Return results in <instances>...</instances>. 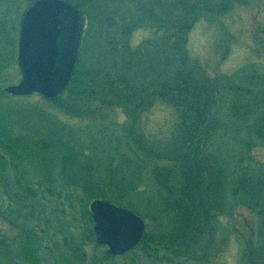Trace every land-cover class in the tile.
<instances>
[{
  "label": "rangeland",
  "instance_id": "374dc122",
  "mask_svg": "<svg viewBox=\"0 0 264 264\" xmlns=\"http://www.w3.org/2000/svg\"><path fill=\"white\" fill-rule=\"evenodd\" d=\"M14 1L13 4L0 2V18L8 15L0 28L6 32L5 41H13L8 48L0 41V92L5 86L19 82L22 76L17 60L20 22L24 10L33 0ZM144 2L137 0L133 10L144 8ZM192 7L193 16L185 23L189 25L185 34V53L180 57L189 69L195 62L203 65V76L211 80L209 104L207 108L204 105L205 118L198 119L196 114L190 116L189 112L187 115L186 108L179 112L175 104L163 101L161 94L146 96L153 92V78L159 68L148 67L144 58L156 51L166 55L162 45L166 37L164 30L159 29L165 27V22L151 21L145 16L142 21H136L135 31L129 36L130 48L137 51L135 60L140 62L136 64L137 68L133 65L135 78L130 71L126 73L119 66L116 68V64L111 67L119 80L127 75L128 84L134 89L138 86L140 98L137 101H128L118 107L116 100L113 99V104L112 99L103 97V93L100 94L105 88L103 77H100L101 84L94 83L93 89L99 97L96 100L85 98L84 115L70 112L71 103L66 106L63 102L53 103L37 93L21 99L25 106L42 108L53 120L65 126L62 130L64 139L73 136L78 150L87 154L95 166L93 172L99 181L96 185L99 192L107 197L116 195L120 206L143 214L154 235L150 245L129 256L113 258L108 253V246L96 240L90 192L81 190L79 182L59 175V162L52 165L56 185L50 186L49 180L41 178L43 173L36 170L34 162H27V168H17L13 158L0 149L5 160L4 171H0V264H258L259 260L253 258L251 252L253 246H258V237L247 240V209L243 207V195L234 196L231 191V181L243 177L245 164H254L253 167L258 168L264 162V146L262 140H256L258 147L253 148L254 154L250 157L253 162L248 157L243 160V142L248 137L243 133L245 116L243 120V111L242 116H236L233 110L234 101L241 96L234 97L236 91L232 88L241 83L243 69L255 66L264 75V0H192ZM105 53L103 45L97 41L85 61L86 64L94 63L96 68L89 65L91 72L98 70L97 65ZM155 57L152 58L154 67L159 64ZM119 58L121 55L113 57ZM228 75L232 77V83L225 82ZM216 81H221V86ZM5 94L8 97H2L3 102H16L13 96ZM198 99L193 100L201 104ZM86 110L88 113L93 111V116ZM194 126L195 132L192 131ZM63 135L61 132V138ZM180 135L185 137L178 141ZM55 149L50 148L49 152L53 153ZM172 155L175 162L168 160L173 158ZM48 156L49 159H60L55 152ZM186 157L201 159V165L207 170L206 176L222 178L226 184L223 200H231L215 212L214 228L217 230L212 244L204 240L194 244L197 255H188L189 248L179 249L172 255L167 251L168 246L163 247L158 240L174 237L175 228L170 223L175 221L171 213L175 209L170 208L167 216L164 199L168 194L163 192L162 207L157 184L163 186L162 182L168 181L169 190L177 186L180 193L185 185L183 162ZM111 161L115 168H109ZM189 166L197 168L195 161ZM167 170L171 171L170 177L166 175ZM114 176L118 178L119 189L108 186ZM125 187L129 188V194L122 190ZM233 200L237 204L235 207L231 204Z\"/></svg>",
  "mask_w": 264,
  "mask_h": 264
},
{
  "label": "trees",
  "instance_id": "16d2710c",
  "mask_svg": "<svg viewBox=\"0 0 264 264\" xmlns=\"http://www.w3.org/2000/svg\"><path fill=\"white\" fill-rule=\"evenodd\" d=\"M2 1H9L11 2L10 4L16 2L14 0H0V2ZM68 1L74 3L80 9L84 21L77 66L67 90L62 95L52 100L40 95L41 98L53 103L62 104L63 102L65 106L71 103L69 105L72 109L70 112L84 115V100L85 98L96 100L99 97L96 95V89L93 88L95 87L94 83L97 86L101 84L100 77H103L104 79H102L106 81L105 88L103 89L101 85L99 86L103 89L100 93H103V97H107L108 100L112 99V103L113 99L116 100L115 105L118 107L128 101H137L140 98L138 97L140 94L138 86L135 85L137 89H134V86L128 84L127 75L119 80L111 67H115L116 64V68L119 66L126 73L130 71L133 78H135L136 69L134 66L137 68L136 64L138 65L140 62L135 60L138 55L136 49L130 48L129 36L135 31L136 21H142L145 16L146 19L151 21L163 20L165 27L160 26L161 28L159 29L164 30L166 37L162 40V45H165H163V48H165L166 55L157 51L153 54L159 60L158 66L154 67L152 64V58H154L152 54H147L144 58L148 67L152 69L159 68L156 77L153 78V92L146 93V96L149 98L161 94L163 101L175 104L179 112L181 109L186 108V114L189 112L190 116L196 114L198 119L205 118V109L209 104V95H211V80L204 77L205 75L203 76V65L195 62L193 68L189 69L180 57L185 53L183 48L186 42V32L189 29V25L185 23L193 16L192 0H139L140 2L145 1V7L143 8L142 6L139 11L133 10L137 0ZM158 7L159 10L157 11ZM161 9L164 10L162 13L160 12ZM7 18V14L0 18V26L4 24L3 21H6ZM6 36L4 28H0V41L5 42L4 48H8L9 45L13 44V41H5ZM97 41H100L103 45L107 55L105 53L103 56L104 59L106 56L105 61L103 59L98 63V70L91 72L89 65L91 68H96L94 63L89 61L90 63L86 64L85 61L93 51L94 44ZM144 49H141V51ZM11 54L13 57L11 60L14 61L15 57L12 50L10 51ZM120 55L121 58L119 60L113 59V57ZM162 59L164 60L162 61ZM132 66L133 68L130 70ZM255 68L254 66L250 69H243L241 83L232 88L236 91L234 97L241 96L240 99L238 98L237 101H234L233 110L237 113L236 116H242L240 113L243 111V120L245 116L243 133L247 134L248 137L243 142L245 149L243 151V160L248 157L251 162H253L250 159L254 154L253 148L258 147L259 144L256 140H262V146H264V75ZM87 69L90 71L89 74ZM225 82L232 83V77L230 75L226 76ZM217 83H219V86L222 84L221 81ZM206 85L207 88H205ZM0 93V149L13 158L17 168H27L25 167L27 162H34L36 170L43 173L41 178L43 176L44 179L49 180L50 186H55L56 180L53 175L55 167H52V165L59 162V175L68 176L72 182H79L80 186L78 187L85 193L90 192L91 199L105 197L113 202L118 201V204L121 203L118 200V196L109 195L107 197L106 194L99 192L100 190L96 186L99 181L95 179L93 172L95 166L90 162L87 154L78 150L79 145L73 136H70L69 140L67 138L64 139L62 130L65 126L62 123L53 120L50 113L42 108L33 109L22 104L21 99L25 97L13 96L16 102H3L2 97H8V95L3 90ZM93 94L95 96H92ZM197 98H199L198 100L199 102L201 101V104H197V101L196 103L194 102ZM189 101L190 103H186ZM86 113L93 116V111L88 113L86 110ZM203 123L205 124L204 121ZM195 130L196 126L192 127V131L195 132ZM61 132L62 138L60 136ZM198 132L199 129H197L196 133ZM237 133L239 134V132ZM183 136L180 135L178 141L182 140ZM140 143H142V140H140ZM50 148L56 149L52 153L49 152ZM54 152L59 154L60 159L58 161L54 157L49 159L48 154L52 155ZM175 159L174 156L173 158H168L171 162H175ZM200 160L186 157L183 162V166H185V185L183 188L189 189L187 192L184 189L180 193L179 191L177 192V186L169 190L167 180V183L162 182L163 186L157 184L160 204L163 202V192L166 191L168 194L164 199L167 207V216H169L170 208L175 209L171 210V213L175 216V221L170 223L175 228L174 237L158 240V244L160 242L163 247L164 245L168 246L167 251L172 255L173 252H178L179 249L183 251L185 248L186 250L190 249L188 255L190 253L197 255V250L193 249L194 244L202 243L203 240L212 244L216 232V228H214L215 212H218L223 205H228L231 200L228 198L226 202L223 200L226 192L224 180L222 178L214 179L211 174L206 176L205 172L207 170H205L204 165H201ZM194 161L197 168L192 169L189 163H194ZM207 162H209V158H207ZM253 166L254 164H245L243 166V177L239 180L232 179L233 188L231 191L233 190L234 196L243 195V207L247 209L245 211L247 212V215L245 214V229L248 232L247 240L251 241L258 237V244H256L258 246H253L251 252L253 258L257 257V260L264 264V162H261L258 168ZM112 167L115 168L113 161L109 164V168L111 169ZM4 168V155L0 153V171H4ZM114 171L115 169L112 170V173ZM170 173L171 171H166V175H169V177ZM180 175L181 173L179 174V179L181 178ZM100 183L102 184V182ZM118 183L117 176H114V179L109 180L108 186L110 189L113 187L119 189ZM122 190L129 194L130 190L128 187ZM231 204L234 207L237 206L235 200L231 201ZM163 214L166 215L165 213ZM153 237L154 235L149 229L138 246L139 249L137 248L136 250L147 249ZM132 253L130 252L127 256Z\"/></svg>",
  "mask_w": 264,
  "mask_h": 264
},
{
  "label": "water",
  "instance_id": "95a60500",
  "mask_svg": "<svg viewBox=\"0 0 264 264\" xmlns=\"http://www.w3.org/2000/svg\"><path fill=\"white\" fill-rule=\"evenodd\" d=\"M81 30V14L74 5L65 0H35L21 19L18 61L22 79L5 91L17 96L35 91L48 98L59 95L74 69ZM63 33L67 57L64 72L58 66ZM90 208L96 240L108 245L110 254L121 255L139 243L146 226L139 215L103 199L93 200Z\"/></svg>",
  "mask_w": 264,
  "mask_h": 264
}]
</instances>
